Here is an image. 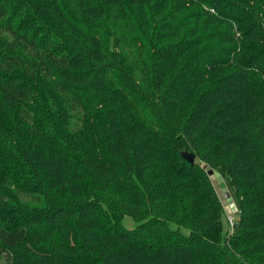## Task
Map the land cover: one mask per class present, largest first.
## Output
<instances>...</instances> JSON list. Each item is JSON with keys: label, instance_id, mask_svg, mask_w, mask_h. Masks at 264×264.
I'll return each instance as SVG.
<instances>
[{"label": "trees", "instance_id": "1", "mask_svg": "<svg viewBox=\"0 0 264 264\" xmlns=\"http://www.w3.org/2000/svg\"><path fill=\"white\" fill-rule=\"evenodd\" d=\"M0 264H264V0H0Z\"/></svg>", "mask_w": 264, "mask_h": 264}, {"label": "rangeland", "instance_id": "2", "mask_svg": "<svg viewBox=\"0 0 264 264\" xmlns=\"http://www.w3.org/2000/svg\"><path fill=\"white\" fill-rule=\"evenodd\" d=\"M207 173L210 176V179H211L212 183L214 184V188H215V190L217 192V195H218V197L220 198V200H221V202L223 204V208H224V217H223L224 232L230 233L232 227L229 225V223L227 221V219H228L227 217L229 215L232 216L234 218V221L237 218L236 206H235V204L233 202V198H232V196H231L229 191H227V192H223L222 191V189L220 188V186H219V184H218L213 172L210 169L207 170ZM229 198H231L232 200L229 201L228 200ZM120 223L125 228H133V227H135L134 221L128 216L123 217L121 219ZM174 228H175V226H174ZM181 230L184 233L188 232L187 229H185V228H182Z\"/></svg>", "mask_w": 264, "mask_h": 264}, {"label": "water", "instance_id": "3", "mask_svg": "<svg viewBox=\"0 0 264 264\" xmlns=\"http://www.w3.org/2000/svg\"><path fill=\"white\" fill-rule=\"evenodd\" d=\"M181 155H182V157L184 159H186L191 164L196 162L195 156L191 152H187L186 150H183V151H181ZM202 167L204 169H206L207 168V165L206 164H203ZM213 174H214V176H215V178H216V180H217L220 188L222 189V191L223 192H227L228 189H227V187L225 185V182H224L223 178L221 177V175L217 171H214ZM228 200L231 201L232 199L229 198Z\"/></svg>", "mask_w": 264, "mask_h": 264}, {"label": "built area", "instance_id": "4", "mask_svg": "<svg viewBox=\"0 0 264 264\" xmlns=\"http://www.w3.org/2000/svg\"><path fill=\"white\" fill-rule=\"evenodd\" d=\"M227 218H228L227 221H228L229 225H230L231 227H233V225H234V223H235L234 218H233L232 216H230V215H229ZM235 220H236V219H235Z\"/></svg>", "mask_w": 264, "mask_h": 264}]
</instances>
